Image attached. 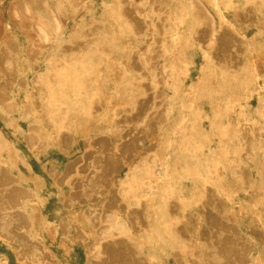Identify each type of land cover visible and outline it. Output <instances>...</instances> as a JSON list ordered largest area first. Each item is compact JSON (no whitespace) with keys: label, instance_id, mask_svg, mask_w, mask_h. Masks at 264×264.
I'll use <instances>...</instances> for the list:
<instances>
[{"label":"bare ground","instance_id":"6f19581e","mask_svg":"<svg viewBox=\"0 0 264 264\" xmlns=\"http://www.w3.org/2000/svg\"><path fill=\"white\" fill-rule=\"evenodd\" d=\"M92 1L0 7V120L28 119L35 159L67 157L44 192L0 129V264H264V41L241 29L264 36V0H109L98 15ZM191 47L206 67L187 86ZM212 138L211 156H186Z\"/></svg>","mask_w":264,"mask_h":264},{"label":"rangeland","instance_id":"374dc122","mask_svg":"<svg viewBox=\"0 0 264 264\" xmlns=\"http://www.w3.org/2000/svg\"><path fill=\"white\" fill-rule=\"evenodd\" d=\"M9 1L10 0H0V7L1 6L5 7L9 3ZM55 1L56 0H47L48 4H50L53 7L55 4ZM103 1L109 2V0H93L92 1L91 14L98 15V13H100L102 11L101 7H102ZM206 8L208 9L209 14L212 15V19H213L214 23L218 24L219 23L218 17L213 12L212 7L209 4H207ZM86 16H88V15H86ZM226 17L228 20L235 23V21H234L235 19H234V16L232 13H228L226 15ZM70 22L71 21H68L69 25H70ZM6 28L7 27L5 26V24L3 22H0V36H2V33L6 32ZM241 29H243L246 32V35L249 39H254L257 42L259 40L264 41V36L256 31V27L241 28ZM18 39H19V43L21 45H23L25 43L24 37L21 33H18ZM187 53L190 56H188L189 61L186 64L187 69H185L186 70V75H185L186 78L184 80V83H185V85L188 86V85H191L192 83H195L198 80V78L204 74L202 71L205 70L206 63L204 61L205 59L201 55V51L197 47L188 48ZM43 65L44 64H42V62H39L38 67L43 68ZM158 65H160V63H158ZM255 91L256 90H253L252 92H255ZM247 100L250 101V103H248V106H250L251 108H253V107H255L257 109H259L260 107L262 108L260 101L256 100V98H254L253 96H251V95L248 96ZM173 101H175V99H173ZM199 109H200V113L211 115V111H210L208 106L202 105V106H199ZM13 116H15V115H13ZM213 118H214V116H205L202 118L198 117L197 121H196L198 129L201 131L210 130V126H211L210 119H213ZM15 120L17 121L16 129H12L8 123H5L4 121L0 120V129H1L2 133L6 136L7 140L14 142L16 144V146L21 149L22 153L26 156V160L30 163L31 167L34 170L38 166L43 167V170L41 171L43 184L40 186V188L44 192L47 191V192L53 194L52 190L50 189L51 186L49 183V177L46 175V169H44V167H47L50 164H56V165H58L57 167H59L61 164H63L64 162L67 161L66 155L58 153L55 149H53L51 146H49L43 154H39L38 158L35 159V155L31 151L25 149V146L22 144V140L20 137V131H25V129L27 128V123H28L27 120L28 119H25V117L19 118L16 116ZM190 135H194V133H190ZM83 138H84V136H78L77 137L76 142H77L78 146L80 145ZM204 145L205 146H203V150L197 151L196 154H194L191 151H186L187 152L186 156L188 158L200 157L199 159L204 160L205 157L211 156L213 154L214 150L219 146V143H218V140H216V138H212L210 140H206ZM10 168H11L10 170L13 174H18V172L28 174V169L22 163H18L16 166H10ZM248 170L253 174L254 178L258 177V175L255 173V170L252 167L249 166ZM31 171H33V170H31ZM21 182L26 184L27 186H30V187L33 186L32 181H30V179H28L27 177H24L23 179H21ZM193 183L196 186H200V182H198V181L193 182ZM191 188H192L191 186L186 185V186H183L182 189H180L179 194L184 199H186V201L187 200L190 201L191 198L193 197L192 192H191ZM178 189L179 188L176 187V190H178ZM230 202H231V200L229 201V203ZM243 202H244V200H243ZM233 206H235L234 209L236 210V206H237L236 203H234ZM195 208H196L195 204L191 203L189 205L188 210L190 213H194ZM245 209H248L246 203H245ZM241 220L246 221V217L244 216V219H241ZM77 245L79 246L78 247L79 251L82 252V250H83L82 243H78ZM166 263L167 264H173L171 256H168V258L166 257Z\"/></svg>","mask_w":264,"mask_h":264}]
</instances>
